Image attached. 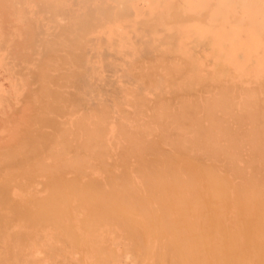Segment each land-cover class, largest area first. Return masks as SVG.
I'll return each instance as SVG.
<instances>
[{
  "label": "bare ground",
  "instance_id": "bare-ground-1",
  "mask_svg": "<svg viewBox=\"0 0 264 264\" xmlns=\"http://www.w3.org/2000/svg\"><path fill=\"white\" fill-rule=\"evenodd\" d=\"M0 264H264V0H0Z\"/></svg>",
  "mask_w": 264,
  "mask_h": 264
}]
</instances>
